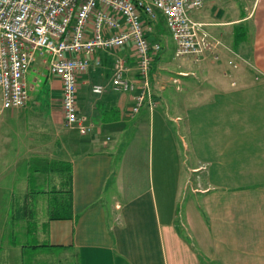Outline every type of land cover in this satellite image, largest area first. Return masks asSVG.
Returning a JSON list of instances; mask_svg holds the SVG:
<instances>
[{
  "label": "crops",
  "instance_id": "crops-1",
  "mask_svg": "<svg viewBox=\"0 0 264 264\" xmlns=\"http://www.w3.org/2000/svg\"><path fill=\"white\" fill-rule=\"evenodd\" d=\"M200 9L198 18L193 19L206 24L205 31L221 42L218 59L208 54L194 60L199 77L187 82L194 91L188 90L186 95L184 91L182 100L167 103L159 85L166 79L182 91L180 77L196 72L181 69L165 76L156 66L161 52L155 56L151 82L158 105L141 108V122L131 121L134 94L110 88L116 56L125 60L128 78H137V59L130 47L98 52L101 65H96L93 57L88 73L80 76L79 114L91 126L85 136L78 128L65 125L63 83L48 70L51 58L36 53L26 77L28 104L12 109L10 120L0 126V174L12 169L10 177L26 179L18 197L8 200L12 205L8 209L19 212L13 230L4 222L8 238L6 244L0 241V264H24L26 246L17 242L16 233L37 215L30 206L33 192L29 178L34 175L56 179L51 183L52 192L59 196L62 190L71 199L65 219H51L57 205L50 198L39 207L42 219L29 229L37 242L28 246L35 259L41 253L37 249L46 245L60 252L55 264H68L69 260L71 264H264V0H207ZM151 40H161L157 26ZM96 84L108 86L106 92L96 96L92 92ZM223 97L229 108L218 155L203 166L189 168L187 174L207 172V177L227 179L230 184L204 189L194 183L189 186L184 170V186L178 173L174 187L165 166L159 162V169H154L156 144L174 141L170 123L157 110L166 103L169 110L174 107L179 112L183 102L198 113L212 105L211 114H216L213 109ZM238 103L244 106V122H239ZM236 122L245 125L241 134H237ZM182 123L177 124L178 131L189 132V125ZM214 126L219 129L218 124ZM132 127L136 132L130 137ZM258 131L260 138L253 139ZM181 138L186 144L185 136ZM43 145L50 149L44 151ZM52 164L58 165L52 169ZM70 175V186L60 181ZM15 191L14 186L0 194ZM181 192L183 199L175 197L171 204L169 195ZM200 197L207 201L203 209ZM178 201L179 209L175 206ZM23 230L26 238L28 232Z\"/></svg>",
  "mask_w": 264,
  "mask_h": 264
},
{
  "label": "built area",
  "instance_id": "built-area-1",
  "mask_svg": "<svg viewBox=\"0 0 264 264\" xmlns=\"http://www.w3.org/2000/svg\"><path fill=\"white\" fill-rule=\"evenodd\" d=\"M207 0H0V91L3 109H21L29 101L27 74L36 53L48 55V70L63 83L62 113L66 126L88 134L91 126L79 114V78L88 73L98 52L130 47L137 59V78H128L129 68L116 56L110 88L131 93L133 112L145 105H158L152 89V68L161 50L154 42L159 13L163 14L176 56H191L195 62L211 54L218 59L221 42L205 31L192 12ZM108 86L96 84L95 95Z\"/></svg>",
  "mask_w": 264,
  "mask_h": 264
},
{
  "label": "rangeland",
  "instance_id": "rangeland-1",
  "mask_svg": "<svg viewBox=\"0 0 264 264\" xmlns=\"http://www.w3.org/2000/svg\"><path fill=\"white\" fill-rule=\"evenodd\" d=\"M240 1V0H238ZM201 9H197L195 11L192 12V17H196L200 15V11ZM157 30H159V33L161 34V45H162V50H161V56L162 58H160V62H158V64L156 65L157 68H161V72H164L163 74H165V76H170L171 73H176L178 71L182 70H186L189 72H196L195 75H189V77H180L181 80V86H182V91H178L176 89L177 85L176 84H167L166 83V79L164 80L163 83H161L159 86H161V88L163 89L162 93L166 94V97L163 98V101H165V99L167 100V103H171L173 100H182V94L184 95V91L185 95L187 94L188 90H192L194 91V86L192 87H187V82L190 83L193 80H197L194 76H198L199 77V73L197 71L196 68V64L193 62L195 59H193V57L191 56H176L175 54V49H176V44L175 41L173 40V37L171 35V32L169 30V27L167 25L166 19L164 17L163 14L160 13L159 19H158V24H157ZM161 30V31H160ZM182 66V67H181ZM163 68V69H162ZM173 81H175V79H172ZM167 85V86H166ZM184 86L186 87V89H184ZM34 93H32L33 96ZM96 96H100V95H96ZM133 99V98H132ZM134 101V99H133ZM228 100L227 98L223 97L219 99V104L215 105L213 112L216 114H211L212 111V105H207V107H204L202 109L201 112L198 113V111L194 112V108H189L188 105H185L182 102V107L179 109L181 111L179 112H175L174 107L172 108V110H169L168 108V104L166 103H162V105L160 106V108L157 111H161V114H163V116L165 117L166 122L170 123L171 125V136L172 138H174V141H169V142H164L163 144H160L158 142V144H156V152L154 155V169L157 171V169H159V162L160 165L165 166L166 170L169 171V175L171 176V179L173 181V186L175 187L176 184L178 183V173L181 174L182 177L179 178V180L182 182V186H184L183 182L184 179L187 177L188 180V185L189 186H193L192 183H194V185H196L197 187H199V189L202 187L207 188L209 186L213 185H226V184H230V182H228L227 179H218V181L211 179L209 176V173L207 175V172H203L202 175H192V173H188L187 174V170L191 167H200L201 165H205V163H207L208 161H210L212 158H216L218 155V143L222 142V136L225 133V127H226V123H227V109L228 104H227ZM135 101H134V105L132 106V113L131 116L132 118V122L133 123H137V122H141L142 119L141 118V114H138V112H133V108L135 107ZM191 105H193V103H191ZM35 106V104L33 105ZM32 106V108H33ZM3 103L0 102V110H3V112H0V126H1V122L2 121H8L11 118V113H14V110L12 109H3ZM187 108V110H185V108ZM239 108L240 110L238 111V116H239V122L243 121L244 122V106L242 105V103H238L237 105H235V108ZM146 109V107H144V110ZM209 110V111H207ZM242 112V113H241ZM174 118L176 120V122H174V120H170V118ZM258 122H259V116L257 114L256 116ZM182 119V121H180ZM169 120L171 122H169ZM246 120H249V116H247ZM217 121V122H216ZM65 122V121H64ZM183 122V123H182ZM242 123H238L236 122V127H238L240 129V131L237 130V134H241V132H243V130H241V128L243 129V127L245 126ZM178 123H182L186 125H189L190 127V131L186 132V131H178ZM214 123L218 124L219 129H216L217 126H214ZM66 125V124H65ZM156 126L158 127V124H156ZM257 128V127H256ZM79 130V129H78ZM130 131V137H132V135L136 132V129L134 127H132V129H129ZM80 131V130H79ZM166 132V131H165ZM81 133V132H80ZM81 135L85 136L87 134H82ZM220 135V138H219ZM181 136H185V140H186V144L184 142V140L181 138ZM260 134L259 131L252 136L253 139H257L260 138ZM144 137V136H143ZM0 149L1 146L3 144L2 142V138L0 136ZM161 139V138H160ZM48 142V140H46ZM41 142V141H40ZM39 142V143H40ZM42 143V142H41ZM44 144H49V143H44ZM257 144V143H256ZM44 147V151L47 149H50V147L47 145H43ZM158 146V148H157ZM159 146L160 149L162 151H159ZM255 147V145H254ZM162 153V154H161ZM159 155L160 158H159ZM159 159V161H158ZM45 158H44V162H42L43 167H47L48 165H46L45 162ZM162 161V163H161ZM41 164V162H40ZM58 165V164H57ZM56 164H52L49 167L54 169L57 167ZM34 166V164H33ZM0 167L3 168L1 166V160H0ZM21 168V167H20ZM35 168V166H34ZM59 168V166H58ZM186 170V177L183 176V171ZM5 173V172H4ZM14 173V170H10L7 171L5 174H0V191L2 192H7L10 191L12 187H16V191L14 194H10V195H2L0 194V232L1 236H2V240L0 238V241H3L4 244H6L7 242V232L8 229L9 230H13L14 227V222L15 220H17L16 218V213H18L19 211H16L15 209H8V206L11 204H8V200L9 198L11 199V196H14L15 198L18 197V191L22 188V186L20 185H24V181L26 180L25 178L22 177H10L12 174ZM20 173L22 174V171L20 169ZM35 173V172H34ZM10 175V176H9ZM19 176V175H18ZM173 177V178H172ZM56 180L52 177H46V176H32L29 178V182H30V188L31 191L33 192L30 197L33 200V204H31L30 206L33 208L34 207V212L37 213L36 217H31L32 221H30V219L25 221V225L21 226L22 231L20 233H16V240L17 242H19V244H23L26 246V256L24 259V264H55L56 263V259L61 258L60 252L58 251H51L49 247H43L37 250H40V256L37 257V259H35L33 257V255L31 254L32 251L31 249L28 247L30 245H34L36 244V240L32 239L31 236L29 235V232L31 229H34V223L38 222L42 219L41 217H38L40 215V209L39 207H42L43 204H45L47 202V199H52L55 201L56 197V193H53L52 190L53 187L51 185V183ZM213 180L215 182H213ZM229 181H231L229 179ZM158 178L156 177V185L158 186ZM176 188H174L175 190ZM49 190V191H46ZM182 192L183 191V187L181 189ZM180 193L179 195L171 193L170 199H171V204L175 202V197L180 196L183 199V193ZM163 196V195H162ZM201 196V195H200ZM59 198V196H58ZM162 198V197H161ZM160 198V199H161ZM159 199V202H160ZM201 201H200V205L199 207H201V209L205 208V202H207L204 197H200ZM9 202H11L9 200ZM182 202V201H181ZM176 208L179 209L180 207V201H178L176 203ZM183 202H182V207L181 209L183 210ZM12 207V205H11ZM42 211V210H41ZM54 211V210H53ZM56 211V210H55ZM46 213V211H43ZM52 212V211H51ZM4 222H6L8 229L3 226ZM23 228L26 229V232H28V234L25 236L23 235ZM7 229V231H6ZM30 229V230H29ZM26 239V243H22V240ZM28 247V248H27ZM24 248V247H23ZM68 264H71V260H69Z\"/></svg>",
  "mask_w": 264,
  "mask_h": 264
},
{
  "label": "trees",
  "instance_id": "trees-1",
  "mask_svg": "<svg viewBox=\"0 0 264 264\" xmlns=\"http://www.w3.org/2000/svg\"><path fill=\"white\" fill-rule=\"evenodd\" d=\"M61 182H67L68 183V186L71 185V175L68 176V179L66 180H62L60 179ZM65 186L66 184L63 183ZM59 198H58V195L56 194V197L55 198V204L57 205V207H55L52 211V216H51V219H65L68 217V213L69 212V209H70V206H71V199L67 198V196H65V193H63L62 190H59ZM55 193V191L53 192ZM69 201V202H68ZM56 210V211H55ZM43 247H46V245H44Z\"/></svg>",
  "mask_w": 264,
  "mask_h": 264
}]
</instances>
